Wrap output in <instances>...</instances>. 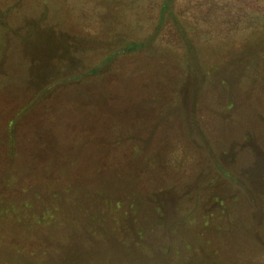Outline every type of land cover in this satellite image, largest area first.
I'll list each match as a JSON object with an SVG mask.
<instances>
[{
  "label": "rangeland",
  "instance_id": "obj_1",
  "mask_svg": "<svg viewBox=\"0 0 264 264\" xmlns=\"http://www.w3.org/2000/svg\"><path fill=\"white\" fill-rule=\"evenodd\" d=\"M0 264H264V0H0Z\"/></svg>",
  "mask_w": 264,
  "mask_h": 264
}]
</instances>
